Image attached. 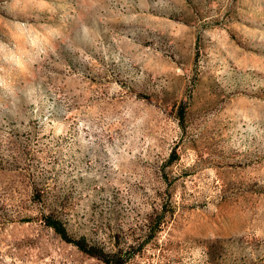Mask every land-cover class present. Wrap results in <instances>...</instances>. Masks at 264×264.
<instances>
[{"label": "rangeland", "instance_id": "obj_1", "mask_svg": "<svg viewBox=\"0 0 264 264\" xmlns=\"http://www.w3.org/2000/svg\"><path fill=\"white\" fill-rule=\"evenodd\" d=\"M0 264H264V0H0Z\"/></svg>", "mask_w": 264, "mask_h": 264}, {"label": "trees", "instance_id": "obj_2", "mask_svg": "<svg viewBox=\"0 0 264 264\" xmlns=\"http://www.w3.org/2000/svg\"><path fill=\"white\" fill-rule=\"evenodd\" d=\"M50 225H52L54 228H56V230L60 231V232H63V230L60 228V226L57 224V221L55 220H51L50 222Z\"/></svg>", "mask_w": 264, "mask_h": 264}]
</instances>
